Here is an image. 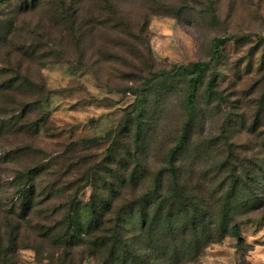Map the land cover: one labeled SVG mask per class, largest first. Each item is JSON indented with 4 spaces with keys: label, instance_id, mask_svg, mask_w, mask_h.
<instances>
[{
    "label": "rangeland",
    "instance_id": "obj_1",
    "mask_svg": "<svg viewBox=\"0 0 264 264\" xmlns=\"http://www.w3.org/2000/svg\"><path fill=\"white\" fill-rule=\"evenodd\" d=\"M0 264H264V0H0Z\"/></svg>",
    "mask_w": 264,
    "mask_h": 264
},
{
    "label": "trees",
    "instance_id": "obj_2",
    "mask_svg": "<svg viewBox=\"0 0 264 264\" xmlns=\"http://www.w3.org/2000/svg\"><path fill=\"white\" fill-rule=\"evenodd\" d=\"M253 34H250V36H252ZM258 38H262L260 35H256ZM227 40H229V37H217L214 40V46H215V51L213 53V56L210 60L208 61H198V62H194L190 65L187 66H181L183 72L185 73H189V74H193L190 80V83L192 85L195 84L196 80L198 79V75L202 74L212 63V61H214L216 58H218L220 56L221 53V44L226 42ZM212 86L213 83L212 81L209 83L208 89L212 90ZM192 91L190 93L189 99H188V105H189V109H190V117L191 119L194 116V106H195V99H196V91L194 90V87L191 86ZM190 125V122L187 124V126L184 129L183 135L181 137V140L179 142V144L176 146V148L173 150L172 154H171V168L169 169L171 171V173L176 174V159H177V155L180 152V149L183 147V143L186 140L187 137V133H188V126ZM32 187V185H31ZM31 187L30 190L27 191L26 189H23L20 192V195L22 197L25 196V198L27 197L26 194H28L29 192H31ZM74 209V206L73 208ZM73 211L70 212V222L68 223V225L66 226V231H68L69 233H71L73 231V229H75L74 227V219H73ZM232 231L234 232V234L236 236H240V231H239V227L238 225H234L232 227ZM62 238H64L65 236H61Z\"/></svg>",
    "mask_w": 264,
    "mask_h": 264
}]
</instances>
